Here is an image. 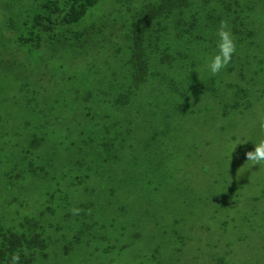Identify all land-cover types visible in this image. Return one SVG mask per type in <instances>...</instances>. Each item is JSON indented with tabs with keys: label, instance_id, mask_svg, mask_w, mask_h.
Listing matches in <instances>:
<instances>
[{
	"label": "rangeland",
	"instance_id": "obj_1",
	"mask_svg": "<svg viewBox=\"0 0 264 264\" xmlns=\"http://www.w3.org/2000/svg\"><path fill=\"white\" fill-rule=\"evenodd\" d=\"M20 8L25 9L19 0H0V37L9 35L4 23L17 20ZM248 10L244 25L252 29L253 44L246 52L250 65L244 63L243 45L241 59L211 74L208 63L218 51V28L212 27V46L198 42L187 59L176 60L171 68L168 62L161 66L168 84L176 76L183 79L185 67L198 81L215 78L216 97H195L194 107L201 110L190 108L174 128L155 122L139 129L133 103L121 112L112 106L120 93L121 54L117 46L101 43V37L93 39L102 49L94 52L88 46L84 53L92 55L85 60L74 61L58 48L55 63L41 66L40 73L39 60L30 58L38 53L24 55L11 44L14 63L0 60V224L19 230L26 218L58 227L46 229L51 248L41 256L44 264H264V167L244 156L264 138L258 123L264 115V0ZM179 46L184 51L186 40ZM6 52L0 44V56ZM23 84L30 85L28 93ZM185 88L182 82L176 90ZM141 99L147 106L149 97ZM190 100L176 96L163 101L160 113L165 108L171 113L174 102ZM31 104L36 110L27 109ZM158 112L143 116L154 118ZM127 116L129 123L119 127L118 118ZM32 133L44 141L31 147ZM111 138H116L114 145L104 146ZM111 197L124 205L107 204ZM90 201L97 223L91 234L100 238L73 241L76 206ZM66 213L69 219L63 218ZM124 244L128 249L120 254L117 248ZM111 246L115 249L106 250ZM65 247L70 251L66 256Z\"/></svg>",
	"mask_w": 264,
	"mask_h": 264
},
{
	"label": "trees",
	"instance_id": "obj_2",
	"mask_svg": "<svg viewBox=\"0 0 264 264\" xmlns=\"http://www.w3.org/2000/svg\"><path fill=\"white\" fill-rule=\"evenodd\" d=\"M256 1L19 0V4L25 9L23 11L20 8L16 12L19 15L17 20L9 18L4 23L6 25L4 28L6 32H9V35L0 37V44L7 51L0 56V60L3 64L14 63L13 56L16 53L9 49V46L14 44L20 47L17 49L22 50L24 55L32 51L38 53L37 58L35 56L30 58L39 60L40 65L37 72L40 73L41 66L50 67L51 64L55 63L53 61L56 58L55 53L57 54L59 51L58 48L62 49L74 61L77 59L85 60L89 54L92 55L91 51L89 54L84 53L85 48L88 49V46L93 51L97 47L102 49L101 44L97 45L96 41V37H101V43L106 41L105 46H117L119 49L117 53L121 54L120 71L122 78L117 82L120 93H117L112 100V106L117 108L118 112H121L129 103H133L134 117L137 119L139 129L146 128L148 124L155 122L157 124L160 122V126L165 128H174L181 114H185L190 108L195 111L201 110V108L194 107L195 102H197L195 97L196 99L207 98V96L216 97L213 90L215 78L203 77L198 81L199 76L194 74L192 68L185 67L184 78L181 79L176 76L168 84L166 75L161 73V66L168 62V67L171 68L173 62L178 63L176 60L187 59L189 49L194 44L197 45L198 42L212 46L213 39H215V35H211L212 27L218 28L222 20L232 23L230 31L236 42V52L231 62L235 59H241L239 48L247 45L246 53L253 44L251 41L253 38L251 37L252 29L244 25V18H247L248 8ZM214 23L215 26H213ZM209 29L210 34H206ZM105 32L108 34L107 36L104 34ZM94 36H96L95 39H93ZM183 40H186L184 51L179 46ZM17 53L20 52L17 51ZM246 54L244 56L248 61H244V63L250 65L252 58ZM26 57L29 58V56ZM112 66L113 64H110L108 71L113 72L114 66ZM26 70H28V66ZM233 70V67L228 69L230 73ZM24 73L22 72L21 77L25 78ZM182 82L185 83L186 88L181 93L176 89ZM29 86L23 84L25 90L22 91L28 93L26 89ZM83 87L86 91L85 85ZM93 89L100 92L98 87ZM29 93L32 94L30 102L35 103V92L30 91ZM141 95L149 97V100H145L147 103L145 107L141 105L143 101ZM176 96L188 97L191 100L187 104L180 101L174 102L170 105H175L171 108V113L166 108L160 113L162 109L161 102L170 101ZM87 99H85V102ZM48 106V104H43V107L48 108ZM27 109L36 110L32 104L31 108ZM157 110H159L157 117L143 116L144 113ZM139 117L142 118L141 122L138 120ZM122 123H129V117L118 118L119 127H122ZM124 136L125 132L122 131V139H124ZM42 141H44L43 137L36 138V133L30 135L31 147L38 146L39 142ZM115 142L116 138H111L103 145L113 146ZM136 158L137 161L141 162L144 159V154L141 153ZM159 165L160 161L155 157L154 167L158 168ZM142 173L145 174V171ZM131 178L129 176L130 180H132ZM107 200V204L116 205L121 203L124 205V201L118 202L114 200V197ZM93 206L95 204L91 201L79 203L76 206L80 211L74 219L76 228L73 241H81L85 236L91 239L100 238L97 233L91 234L93 228L97 225L93 219L95 215L92 212ZM47 211L51 215L54 213L48 209ZM41 215L42 213L39 216ZM69 217L70 215L66 213L63 218L69 219ZM105 223L103 222L102 225ZM108 226L112 225L109 224ZM19 227V230H16L14 227H5L0 224V264H12L11 257L13 254L19 255V264H44L42 259L45 258V253L43 254V252L51 248L46 229L54 226L50 224L48 228H45L39 222H35L34 219L24 218ZM133 227L139 231L141 224H134ZM54 228L58 230V227ZM121 235H125L124 231ZM101 239L105 240L106 234ZM114 249L113 246L106 248L108 251ZM117 249L121 254L128 249V245L124 244ZM63 252L65 256L70 254L66 247ZM155 258L153 256L151 262H154ZM140 264H144V262Z\"/></svg>",
	"mask_w": 264,
	"mask_h": 264
},
{
	"label": "clouds",
	"instance_id": "obj_3",
	"mask_svg": "<svg viewBox=\"0 0 264 264\" xmlns=\"http://www.w3.org/2000/svg\"><path fill=\"white\" fill-rule=\"evenodd\" d=\"M216 35L218 37V51L208 63V69L213 75H217L221 70L225 69L236 52V42L226 20L220 22ZM258 123L261 132H264V115L260 116ZM244 156L245 160L250 162L253 166L264 167V138L253 145L252 150L246 151ZM11 259L12 264H19L20 257L18 254H13Z\"/></svg>",
	"mask_w": 264,
	"mask_h": 264
}]
</instances>
